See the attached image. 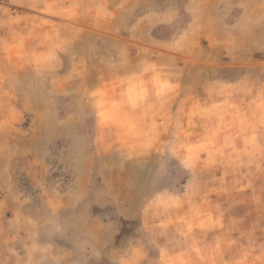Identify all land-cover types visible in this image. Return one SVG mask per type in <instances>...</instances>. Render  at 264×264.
Listing matches in <instances>:
<instances>
[{"label":"rangeland","instance_id":"obj_1","mask_svg":"<svg viewBox=\"0 0 264 264\" xmlns=\"http://www.w3.org/2000/svg\"><path fill=\"white\" fill-rule=\"evenodd\" d=\"M0 264H264V0H0Z\"/></svg>","mask_w":264,"mask_h":264}]
</instances>
